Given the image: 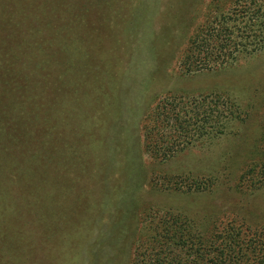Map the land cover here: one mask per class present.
<instances>
[{"label":"rangeland","instance_id":"obj_1","mask_svg":"<svg viewBox=\"0 0 264 264\" xmlns=\"http://www.w3.org/2000/svg\"><path fill=\"white\" fill-rule=\"evenodd\" d=\"M21 1L34 20L24 16L15 38L42 51L39 74L49 73L50 85L24 94L41 157L25 156L37 170L24 163L14 175L0 157V233L10 242L0 264H130L138 219L152 216L145 214L170 208L196 216L187 204L213 213L219 188L232 184L264 132V48L186 73L182 26L201 21L207 0ZM174 93L205 95L210 105L219 93L246 117L225 118L219 133L206 118L205 134L160 160L144 152L140 126ZM179 176L182 184L213 179L216 189L187 195L170 186ZM251 200L264 214V194Z\"/></svg>","mask_w":264,"mask_h":264},{"label":"trees","instance_id":"obj_2","mask_svg":"<svg viewBox=\"0 0 264 264\" xmlns=\"http://www.w3.org/2000/svg\"><path fill=\"white\" fill-rule=\"evenodd\" d=\"M24 3L0 0V38L7 42L0 45V157L11 165L14 175L23 171L24 163L29 172L38 168L28 166L25 156L41 157L37 156L39 141L30 130L35 122H30L24 94L34 85L46 87L50 77L49 73L42 78L39 74L42 51L35 52L33 43L15 38L22 37L24 16L34 20ZM204 8L199 23L189 17L182 26L185 43L179 62L184 72L220 68L264 48V0H207ZM224 99L214 94L210 105L205 95L163 96L143 114L140 129L144 152L165 160L205 134L201 122L206 118L214 121L219 133L225 118L246 117ZM247 154L244 165L233 174L232 184L219 188L218 196L223 200L213 213L193 211L192 204H187L185 209L196 216L167 208L160 214L157 210L145 214L152 215L147 221L139 218L130 264H264V214L256 215L249 206L255 205L253 197L264 194V132ZM180 177L185 176L171 181L170 186L187 195L211 193L213 185L216 189L213 179L189 177L182 184ZM226 194L236 196L239 203L229 204ZM2 229L0 226V232ZM2 237L3 232L0 259L7 261L5 248L10 242Z\"/></svg>","mask_w":264,"mask_h":264}]
</instances>
